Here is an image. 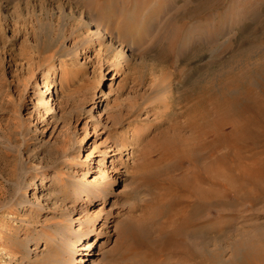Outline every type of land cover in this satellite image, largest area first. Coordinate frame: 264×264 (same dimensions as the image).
I'll return each instance as SVG.
<instances>
[{
    "label": "rangeland",
    "instance_id": "374dc122",
    "mask_svg": "<svg viewBox=\"0 0 264 264\" xmlns=\"http://www.w3.org/2000/svg\"><path fill=\"white\" fill-rule=\"evenodd\" d=\"M263 31L264 0H0V264H175L121 240L157 238L137 224L161 222L193 168L160 142L188 137V114L226 70L264 60L260 46L230 61ZM243 203L197 224L225 230L209 264H229L241 233L264 224V200ZM95 239L89 255L67 251Z\"/></svg>",
    "mask_w": 264,
    "mask_h": 264
},
{
    "label": "bare ground",
    "instance_id": "6f19581e",
    "mask_svg": "<svg viewBox=\"0 0 264 264\" xmlns=\"http://www.w3.org/2000/svg\"><path fill=\"white\" fill-rule=\"evenodd\" d=\"M212 7L215 5L208 6ZM83 22H86L84 18ZM94 27L91 34L99 36L98 25ZM251 40L246 50L241 52L243 54L234 57V53L230 61L243 63L259 54L260 46L264 49V35L252 37ZM224 73L215 86L217 88L208 91L205 97H199V106H192L194 109L188 118L193 128L191 126L192 132L188 137H171L160 142L164 156L182 158L193 168L188 167L190 171L184 172L182 192L173 194L171 202L161 212L158 210V215L165 218L161 222L154 218L143 219L137 224V227L156 232L157 238L151 241L153 243H148L137 231H132L122 238V251L142 252L140 248L145 247L147 253H144L147 255L144 254V258L149 261L159 252L166 251L172 254L175 264H190L192 260L197 264H209L207 248L211 244L220 249L222 241L218 243L217 239L225 234V230L223 228L215 234L209 233L197 229V224L204 222L209 214L222 220L223 216H219L222 208L228 207L227 210L231 212L234 211L232 207L245 201L251 204L263 202L264 60L256 64L245 63L240 70L230 67ZM126 147L124 149H129L130 145ZM116 160L113 158L109 162L115 164ZM124 160L127 167V157ZM90 170L88 173L92 172ZM123 193L124 188H120L115 196L118 195L121 201ZM104 202L108 203V200L104 198ZM121 213H124L123 209L118 208L111 213V217ZM250 227L252 231H257L256 236L245 242L241 239L249 232L241 233V238L232 244L234 254L229 264H264V224ZM211 235L215 237L214 242L208 239ZM89 236L98 238L99 235L92 228L82 239ZM96 239L85 244L72 242L67 251L75 253L77 250H86L82 254L89 255ZM82 256L78 259L79 263L84 260Z\"/></svg>",
    "mask_w": 264,
    "mask_h": 264
}]
</instances>
